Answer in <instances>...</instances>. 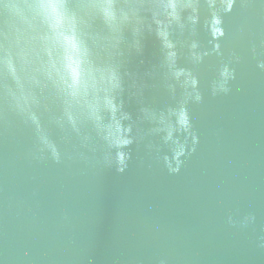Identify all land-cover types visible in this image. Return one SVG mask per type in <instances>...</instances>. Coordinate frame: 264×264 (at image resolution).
Instances as JSON below:
<instances>
[{
  "label": "water",
  "instance_id": "95a60500",
  "mask_svg": "<svg viewBox=\"0 0 264 264\" xmlns=\"http://www.w3.org/2000/svg\"><path fill=\"white\" fill-rule=\"evenodd\" d=\"M26 2L0 0V60L9 57L35 95L40 130L15 107L20 89L0 71V264H264V0H180V20L167 29L171 61L156 33L154 16L166 19L158 0H112L114 20L99 7L107 0H69L92 67L115 73L110 94L131 115L122 171L86 110L71 107L70 124L57 90L20 72L42 29L29 10L4 5ZM181 104L187 131L169 115ZM161 114L171 139L159 130ZM177 142L186 151L171 173Z\"/></svg>",
  "mask_w": 264,
  "mask_h": 264
},
{
  "label": "clouds",
  "instance_id": "9594fccd",
  "mask_svg": "<svg viewBox=\"0 0 264 264\" xmlns=\"http://www.w3.org/2000/svg\"><path fill=\"white\" fill-rule=\"evenodd\" d=\"M180 0H158V6L165 20L156 19L157 36L161 39L164 48L169 49L166 53L169 61L172 60L175 53L171 51L173 45L168 40V26L172 22H179L178 4ZM5 8L20 11L22 8L31 12L33 19L39 22L42 29L38 37V47L34 49V59H24L20 72L24 73V79L28 83L38 87H48L49 84L57 90L63 97L66 105L65 112L69 123H73V117L69 109L78 106L87 111L88 118L91 120L97 136L114 152L110 154L111 159L117 165V169L122 171L126 166L128 153L123 150L133 143L130 135L131 125L125 123L131 119L128 112L122 110V105L117 103L110 94L113 89L119 87V81L114 72H109L107 78L104 71L94 69L88 59V49L77 32V16L70 9L69 0H31L23 5L5 4ZM103 15L108 20L116 18V12L113 8L112 0L99 5ZM195 11V9H193ZM219 14L213 13L212 19L216 21L217 27L212 31L214 40L224 36V29ZM195 21V16L191 17ZM220 48L217 43L214 46ZM264 67V64L259 65ZM0 71L7 72L16 81L20 94L17 96L11 93L15 101V107L21 114L26 115L34 125L37 131L40 130L39 117L31 110L37 100L30 91L25 92L24 85L21 82V76L18 74L16 66L9 57L0 60ZM99 73V79H97ZM223 80L221 90L225 93L229 91L227 80L233 77L227 66L220 73ZM193 85L196 81L193 79ZM101 87V85H105ZM91 91V96L89 95ZM103 91V97L98 93ZM195 100L199 102L201 96L195 95ZM102 111L108 113V119L105 121ZM178 113H183V118H178ZM169 115L175 117V125L179 129L187 131L191 127V121L186 108L181 104L178 109H170ZM161 131L165 132V140L172 138L173 125L164 114L158 118ZM41 144L46 148L54 159L59 158V153L55 144L47 137H39ZM197 143V137L193 134L192 145ZM188 150H191L190 148ZM172 161L168 163V170L171 173L179 171L182 164L181 156L185 154L186 146L184 143H175L172 148ZM168 161V157H165ZM231 223V218H229Z\"/></svg>",
  "mask_w": 264,
  "mask_h": 264
}]
</instances>
